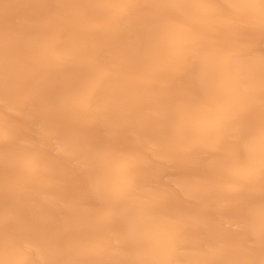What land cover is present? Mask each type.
Listing matches in <instances>:
<instances>
[{
  "label": "bare ground",
  "instance_id": "obj_1",
  "mask_svg": "<svg viewBox=\"0 0 264 264\" xmlns=\"http://www.w3.org/2000/svg\"><path fill=\"white\" fill-rule=\"evenodd\" d=\"M98 2L0 0V127L14 130L12 143L0 142V264L17 259L3 243L5 228L26 240L31 264H156L173 241L182 249L177 264H264V190L259 183L225 190L212 136L193 144L181 118L182 99L203 81L231 93L223 69L237 61L256 87L240 88L249 112L233 134L264 132L259 12L175 9L183 31L154 35L156 0H134L118 14L85 7ZM192 36L202 39L181 65L149 78V68L168 66L175 40ZM50 38L59 63L49 59ZM97 65L107 68L98 79ZM86 87L93 102L81 110L74 97ZM128 150L138 157L134 190L109 198L112 219L100 228L93 206L102 189L126 187ZM100 237L105 250L91 254Z\"/></svg>",
  "mask_w": 264,
  "mask_h": 264
},
{
  "label": "snow or ice",
  "instance_id": "obj_2",
  "mask_svg": "<svg viewBox=\"0 0 264 264\" xmlns=\"http://www.w3.org/2000/svg\"><path fill=\"white\" fill-rule=\"evenodd\" d=\"M136 6L134 0H99L98 3L85 5L86 8H102L110 14L123 13ZM154 7L159 8L160 13L149 21V25L156 31L154 35H172L182 32L183 29L176 22L172 10L191 9L196 12H204L209 16L216 15L221 9L231 11L232 14L245 16L249 13L259 12L262 26H264V0H225L218 3L217 0H156ZM202 37L192 36L186 39H177L172 45V52L167 61V67L161 69H148V76L155 71H171L174 66L181 65L185 53L200 42ZM147 43L155 46L157 41L149 39ZM49 59L52 62H61L59 48L55 40L50 38ZM202 60L206 57H202ZM224 74L232 77L233 88L230 94L225 95L221 91L209 88L207 81H203L198 90L187 95L181 101L183 110V134L192 139L193 144L201 140V134H209L213 138L212 147L218 152V160L215 162L218 174L223 178L225 190H232L237 187H251L259 183L264 190V132L259 136L251 130L242 127L238 134H233L236 129L235 122L240 120L244 114L249 112L246 100L240 94V88L256 87L253 81L251 70L237 61L224 65ZM107 68L104 65H97L94 68V78L98 79L105 75ZM258 90L260 103L264 106V55L260 58V71L258 78ZM75 104L81 110L86 109L93 102L91 87L81 89L75 94ZM14 130L10 124L0 127V142L12 143ZM16 139H22L16 135ZM122 159L128 164L129 181L126 187L117 193L102 189L97 203L93 206L92 220L95 225L103 228L112 219L110 204L107 203L110 197L130 195L134 190L132 176L135 162L138 159L134 150L126 151ZM257 210L253 209L254 214ZM261 216H264V200L259 207ZM3 243L17 257L11 264H31L27 256V242L25 239L11 234L5 228L2 234ZM106 248L103 237L91 246V254H101ZM182 251L177 248L175 241L170 244L169 257L156 264H177L173 258L174 253ZM56 264V262H54ZM122 264H141L137 261H124Z\"/></svg>",
  "mask_w": 264,
  "mask_h": 264
}]
</instances>
